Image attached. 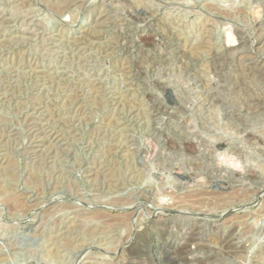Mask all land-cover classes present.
<instances>
[{"label": "rangeland", "instance_id": "obj_1", "mask_svg": "<svg viewBox=\"0 0 264 264\" xmlns=\"http://www.w3.org/2000/svg\"><path fill=\"white\" fill-rule=\"evenodd\" d=\"M0 264H264V0H0Z\"/></svg>", "mask_w": 264, "mask_h": 264}, {"label": "bare ground", "instance_id": "obj_2", "mask_svg": "<svg viewBox=\"0 0 264 264\" xmlns=\"http://www.w3.org/2000/svg\"><path fill=\"white\" fill-rule=\"evenodd\" d=\"M66 1V0H65ZM72 1V0H71ZM247 59H245L244 61H246Z\"/></svg>", "mask_w": 264, "mask_h": 264}]
</instances>
